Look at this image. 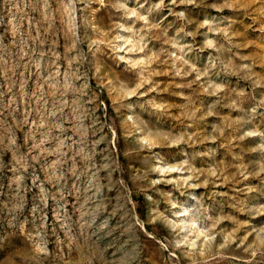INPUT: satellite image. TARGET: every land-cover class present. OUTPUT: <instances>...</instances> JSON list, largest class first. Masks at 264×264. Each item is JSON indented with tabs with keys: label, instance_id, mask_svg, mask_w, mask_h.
<instances>
[{
	"label": "rangeland",
	"instance_id": "obj_1",
	"mask_svg": "<svg viewBox=\"0 0 264 264\" xmlns=\"http://www.w3.org/2000/svg\"><path fill=\"white\" fill-rule=\"evenodd\" d=\"M0 264H264V0H0Z\"/></svg>",
	"mask_w": 264,
	"mask_h": 264
}]
</instances>
